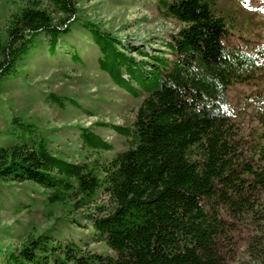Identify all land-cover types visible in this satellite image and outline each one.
<instances>
[{
  "label": "trees",
  "instance_id": "16d2710c",
  "mask_svg": "<svg viewBox=\"0 0 264 264\" xmlns=\"http://www.w3.org/2000/svg\"><path fill=\"white\" fill-rule=\"evenodd\" d=\"M78 2L27 0L5 17L0 89L39 35L55 56L75 25L88 32L99 70L139 101L124 124L96 122L124 144L105 160L70 161L34 122L10 118L29 139L0 147V181L41 186L52 222L2 252L1 264H264L263 136L241 134L227 98L233 82L252 76L264 46L249 51L250 42L232 41L217 0H154L179 27L165 38L166 55L151 56L84 17ZM70 59L81 60L74 50ZM46 100L81 107L54 92ZM78 128L84 147L112 149L93 129ZM57 206L86 220L88 234L62 243L52 236L64 215ZM70 222V230L81 226ZM89 239L105 249L90 248Z\"/></svg>",
  "mask_w": 264,
  "mask_h": 264
},
{
  "label": "rangeland",
  "instance_id": "374dc122",
  "mask_svg": "<svg viewBox=\"0 0 264 264\" xmlns=\"http://www.w3.org/2000/svg\"><path fill=\"white\" fill-rule=\"evenodd\" d=\"M26 2L0 0V23ZM78 6L84 17L113 32L121 42L151 56L166 51L167 34L179 27L175 20L162 18L157 13L154 0H79ZM217 6L228 16L232 41L250 42L249 51L264 46V0H217ZM73 50L80 61L70 59ZM97 54L88 32L75 25L55 56H49L45 38L39 35L36 45L17 63L15 72L1 82L0 147L29 139L28 133L19 127L10 128V118L17 116L34 122L50 139L51 150L70 161L94 156L105 157V160L114 151L124 148L121 136L96 122L124 124L131 119L139 99L114 85L108 75L99 70ZM146 59L153 61L151 57ZM49 92L72 98L81 107L68 101L63 106L48 101ZM227 98L232 119L241 134L250 140L261 134L264 141V59L257 61L249 79L233 82L228 87ZM77 125L93 129L112 144V149L99 154L84 147ZM42 191L41 186L30 181H0V259H4L2 252L18 248L28 235L52 222L45 216ZM97 202L106 204V196L100 194ZM54 212L63 211L57 206ZM62 214L58 228L52 233L57 240L61 239L62 243L64 238H70L69 235L77 239L79 234H88L86 220L76 213ZM71 218L80 223L77 224L80 228H68L72 225ZM88 246L94 250L105 249L101 242L90 239Z\"/></svg>",
  "mask_w": 264,
  "mask_h": 264
}]
</instances>
